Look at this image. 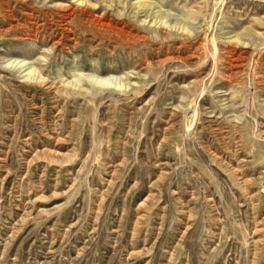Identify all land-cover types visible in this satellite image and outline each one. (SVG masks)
I'll use <instances>...</instances> for the list:
<instances>
[{
  "label": "rangeland",
  "instance_id": "374dc122",
  "mask_svg": "<svg viewBox=\"0 0 264 264\" xmlns=\"http://www.w3.org/2000/svg\"><path fill=\"white\" fill-rule=\"evenodd\" d=\"M0 264H264V0H0Z\"/></svg>",
  "mask_w": 264,
  "mask_h": 264
}]
</instances>
